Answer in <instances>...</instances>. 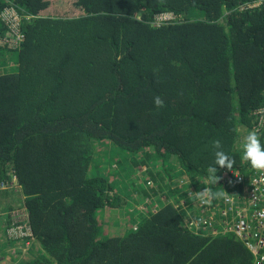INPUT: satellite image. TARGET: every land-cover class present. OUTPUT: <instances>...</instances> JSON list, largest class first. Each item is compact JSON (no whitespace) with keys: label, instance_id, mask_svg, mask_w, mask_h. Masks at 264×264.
Returning a JSON list of instances; mask_svg holds the SVG:
<instances>
[{"label":"trees","instance_id":"obj_1","mask_svg":"<svg viewBox=\"0 0 264 264\" xmlns=\"http://www.w3.org/2000/svg\"><path fill=\"white\" fill-rule=\"evenodd\" d=\"M10 8L25 34L16 49ZM165 12L179 18L156 23ZM4 51L18 65L0 62V182L21 186L39 255L20 264H254L234 234L191 232L186 208L162 200L179 189L161 184L185 172L198 189H222L206 182L217 140L232 169H249L236 145L264 108V0H0ZM102 138L120 163L160 164L141 192L163 202L100 237L99 214L126 204L112 174L90 173Z\"/></svg>","mask_w":264,"mask_h":264},{"label":"built area","instance_id":"obj_2","mask_svg":"<svg viewBox=\"0 0 264 264\" xmlns=\"http://www.w3.org/2000/svg\"><path fill=\"white\" fill-rule=\"evenodd\" d=\"M261 3L262 1L244 5L243 8L256 7ZM12 9L20 18V22L22 21V16L15 8L8 9L7 20L15 36L5 39V42L10 49H16L25 39V34L19 27L20 22H16L15 15L10 16ZM176 18L177 15L169 12L158 14L155 19L158 24H161ZM256 113L262 114L259 123L255 126L256 130L260 131L264 126L263 108ZM228 176H233L238 184L235 186L234 181L229 180ZM220 181L222 190L218 193H222V198L219 195L208 199L203 193L200 195L196 193L192 202L194 204L196 200L197 205L194 204L192 208L188 207L187 200L182 201L183 207L187 210L185 217L187 226L196 234L216 236L232 233L250 250L254 257V264H264V170L254 169L251 166L247 170L226 168ZM15 187H21L17 184L15 176L14 182L10 185L0 182V191ZM0 211L3 212L0 216L4 217V221L0 219V243L5 246V253L0 251V264H11L13 256L30 250L35 238L28 222L29 212L25 201L24 206L20 202L18 206L11 209L0 206ZM8 223H10L9 226Z\"/></svg>","mask_w":264,"mask_h":264},{"label":"rangeland","instance_id":"obj_3","mask_svg":"<svg viewBox=\"0 0 264 264\" xmlns=\"http://www.w3.org/2000/svg\"><path fill=\"white\" fill-rule=\"evenodd\" d=\"M8 11V10H7ZM15 15L16 22H20V18L16 16V12L10 10V16ZM6 17V12L4 14ZM30 17V15H27ZM5 53V51L3 52ZM6 62V69L16 68L18 63L15 57L11 60L7 53L0 54V62ZM3 65V64H2ZM1 66V65H0ZM2 70H5L4 66H1ZM264 111V108H263ZM257 129L253 126V128L249 129V127L240 124L239 125V139L242 141L243 137L247 134L248 131ZM262 130L258 131L261 132ZM111 141L110 139L102 138L96 139L93 141L94 147V157L89 164L90 173L93 175H110L111 179L115 182L121 191L124 192L122 196L126 201L125 205L116 210H103V214H99L100 226L102 232L100 233V237L107 236V234L116 235L117 232L120 234H125L128 230H133L139 221L140 217H142L143 212L148 213L149 211L156 210L161 206V203L167 202L168 200L179 201L184 199L186 196L192 197L196 193L200 195L205 190L210 191L208 186L204 188L198 189L199 185L192 183V177L190 173H183L180 176H176L171 183L169 177L166 176L164 178V183L162 186L171 185L172 189H179V194H171V195H162V202H156V197H152L149 189L156 187L154 182L157 180V173L160 167L159 165H155L152 163H148L143 165L141 168L132 167L130 161H124L120 163L119 161L124 160L123 156L120 152L116 151L115 159L114 155H112V146L110 147ZM239 148V144L236 145ZM161 163V162H160ZM200 177L195 176V179ZM150 182V186H148L147 191L141 192V184ZM208 183L209 180H206ZM209 184V183H208ZM219 184V181L217 182ZM21 187L9 188L6 190L7 192L0 191V206L14 207L18 206L21 202L24 206V200L22 195L20 194ZM186 195V196H185ZM204 195V194H203ZM223 196L221 195L220 198ZM194 204L197 205L196 200ZM195 210V209H193ZM191 210V212H193ZM141 213V214H140ZM141 215V216H140ZM1 235V232H0ZM4 245V243H2ZM32 246V245H31ZM5 253V246H2L0 243V251ZM39 255L32 250H28L25 252H21L19 255L13 256L11 264H20L24 263L28 260L35 259Z\"/></svg>","mask_w":264,"mask_h":264},{"label":"clouds","instance_id":"obj_4","mask_svg":"<svg viewBox=\"0 0 264 264\" xmlns=\"http://www.w3.org/2000/svg\"><path fill=\"white\" fill-rule=\"evenodd\" d=\"M258 2H260V1H258ZM254 3H257V2H254ZM249 4H252V3H249ZM165 13H169V12H165ZM171 13H173V12H171ZM178 18L179 17L177 16L176 19H173V20L168 21V22L175 21ZM168 22H164V23H168ZM155 104L157 106H161L163 104V101L159 97H157L155 99ZM263 128H264V126L262 127L261 130H263ZM237 143L239 144V150L241 152V158L244 161H247L252 168L258 169V170H264V139H262V134L260 132H258L257 130H255V129L250 130L243 137L242 141L238 137L237 138ZM111 146H115V144L112 142L110 147ZM214 148L216 149V151L214 153V160L208 166L207 174H208L209 182L211 184H213V185H216L217 181L218 180L220 181V179H221V177L217 175V172H218L217 166H219L220 168L232 169L233 166L236 163V160L228 152L223 150V147H222L220 141L217 140V141L214 142ZM116 149H117L116 151L120 152L122 154V156H123V152H121L120 149L117 148V147H116ZM127 160L130 161V164H131L132 167H135L136 163L134 162V157L133 156L131 158L126 159L125 161H127ZM143 165H145V164H143ZM221 190L222 189H217V190H214V192H211V190L210 191H206L205 190L203 192V194L206 195L208 197V199H213V198H216L219 195H222V193H218V192H221ZM4 192H7V191H4ZM194 199H195L194 196H192V197L186 196L184 199H181L179 201L168 200L167 202H169V203L171 202L176 207H179V205H182V201L183 200H187V201H190L192 203V205L194 206V204L192 202V200H194ZM167 202H164V203H167ZM188 229L191 231V229L189 227H188ZM194 234H196V233H194ZM196 235L214 236V235H210V234H206V235H204V234H196ZM219 235H222V234H219Z\"/></svg>","mask_w":264,"mask_h":264},{"label":"flooded vegetation","instance_id":"obj_5","mask_svg":"<svg viewBox=\"0 0 264 264\" xmlns=\"http://www.w3.org/2000/svg\"><path fill=\"white\" fill-rule=\"evenodd\" d=\"M1 232V231H0Z\"/></svg>","mask_w":264,"mask_h":264}]
</instances>
